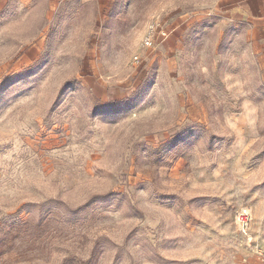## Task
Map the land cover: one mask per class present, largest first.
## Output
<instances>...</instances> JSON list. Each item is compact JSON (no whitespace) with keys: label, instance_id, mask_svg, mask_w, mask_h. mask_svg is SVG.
Listing matches in <instances>:
<instances>
[{"label":"rangeland","instance_id":"obj_1","mask_svg":"<svg viewBox=\"0 0 264 264\" xmlns=\"http://www.w3.org/2000/svg\"><path fill=\"white\" fill-rule=\"evenodd\" d=\"M217 1L0 0V264L264 251V60Z\"/></svg>","mask_w":264,"mask_h":264},{"label":"crops","instance_id":"obj_2","mask_svg":"<svg viewBox=\"0 0 264 264\" xmlns=\"http://www.w3.org/2000/svg\"><path fill=\"white\" fill-rule=\"evenodd\" d=\"M211 15L222 19L230 29L242 30L253 51L264 60V0H218ZM238 250L234 264H262L263 249L253 252Z\"/></svg>","mask_w":264,"mask_h":264},{"label":"built area","instance_id":"obj_3","mask_svg":"<svg viewBox=\"0 0 264 264\" xmlns=\"http://www.w3.org/2000/svg\"><path fill=\"white\" fill-rule=\"evenodd\" d=\"M158 36L165 40L168 38V32L165 29L156 27L155 25H149L143 39V46L152 48L155 44L156 37ZM252 221L253 220L250 211L247 208H243L237 217V224L241 235L247 238L250 236ZM262 264H264V261Z\"/></svg>","mask_w":264,"mask_h":264}]
</instances>
